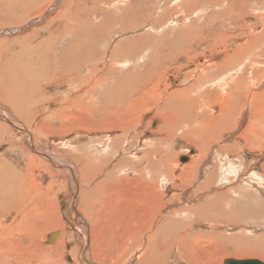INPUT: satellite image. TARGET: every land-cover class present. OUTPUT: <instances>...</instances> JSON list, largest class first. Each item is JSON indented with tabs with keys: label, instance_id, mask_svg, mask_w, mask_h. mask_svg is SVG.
I'll use <instances>...</instances> for the list:
<instances>
[{
	"label": "bare ground",
	"instance_id": "obj_1",
	"mask_svg": "<svg viewBox=\"0 0 264 264\" xmlns=\"http://www.w3.org/2000/svg\"><path fill=\"white\" fill-rule=\"evenodd\" d=\"M48 2H49V0H0V9H1L0 14L2 13L3 16H6V18H5L6 20H8V17H10V19L14 18V21L12 22V24L16 25L15 27H17L15 29L9 30V34H12V35L16 34L17 36H15L14 38H11L10 40H8V39L0 40V47L4 48L3 50L5 51L4 55L2 57H0V105L4 106V107H6V109L10 110L9 111L10 115L8 114V117H13V115L15 114L16 117H19L21 119L23 118L25 121H29L31 119V117L37 112L36 110L39 108L40 104L44 103V98L42 97L43 87H45V86L48 87V81L59 80L60 78H62L64 80L66 79V80H68L66 86H67V88L70 87L69 84L75 78L74 74L69 73L66 70L67 69L66 67L59 68V70L52 72V71H50V70H52V67L48 66L51 63L58 66L61 63H62L61 65H66L65 62L66 63L70 62V66H73L75 68V70H82L87 66H91L93 68V70H95L96 72L99 73V75H100V73H104V72L108 73V74L111 73V69H113L112 67H114V66H112L113 64L111 65L112 66L111 68L107 67L109 65L104 64V63H102V64H104V66L98 67V64H96L95 60H93L94 58L97 57L95 52L98 50L97 45H98L99 41L101 40L102 35H103V37L105 35L109 36V34H108L109 32L106 33L104 28H102V27H99L100 30H97L96 27L93 28L94 25L93 26L89 25V23H93L91 13H84L83 15H81V14H79L80 12L79 13L71 12L69 10V8H67L69 3H66L64 5L65 8H67L66 10H62V9L58 10V12L55 15L53 14V16L50 18H48V13H45L44 15L42 14V17L40 20L41 23L39 26H34V27H33V25L29 26L33 22V20H30L29 18L31 16H33L35 13H37L38 11H40ZM65 14H67V15L65 16ZM54 20H55V22L62 23L61 24L62 28L55 27V24H53ZM0 21H2V20L0 19ZM262 22L264 24V18L262 19ZM26 26H29V27H27L25 29ZM30 27H32V28H30ZM53 27H54V29H53ZM24 29H25V33L22 32L21 34H19ZM98 31H101V33H97ZM250 36H252L251 44L248 42L250 45L248 44V46H244L243 43L241 44V47L238 45L239 47L237 48V51H236L238 53V55L226 56L225 60L223 59L222 62L217 63V64H211V65H215L216 67H218L219 72H221V73L229 72L230 73L229 75H225V77H224V75L221 76V80L218 78L220 76H218L217 79H213V77H215L212 74L213 71H210L208 69L214 68V67L206 65L205 67L201 68L202 70L199 69L200 73L197 71L198 73H196V74L193 73V74H191V76L186 75L187 79H190L192 77L195 78L194 81L192 79L193 83L189 84L190 88L188 87V88H185L186 90H180V91L170 93V95L164 99L162 105L159 106L160 108L157 107L158 109H156L157 110L156 115H160L162 118H165L163 116L166 115V119L168 120L167 122H166V120H164L165 123H163V124L162 123L159 124L160 121H158V120L156 121V126L154 128V131L157 134H160V132H162V131H167V135H166L167 137L166 138H168V136H169L168 132H169V134L176 133L177 129L181 128L182 131H185V134L183 136L186 137V139L189 140L192 143V145L195 146V148L197 147L196 150H198V154L197 155L191 154L190 161L183 164V166L188 169L187 175L190 176L191 179L194 178L193 179L194 182L198 181L197 182L198 185L196 188L195 187L194 188L189 187V189H188L187 187H185L180 198L178 197V194L172 193L173 190H175L174 188L178 187V186L177 185H170L169 180H170V182H171V180H173V182H176L179 179V177H177V174L174 173L173 169L175 167L173 166L174 164H172L173 161L171 164L168 162L172 158L171 159H169V157L166 158L167 156L165 157V155L162 154L163 151H161V150H160V152H158L159 149H158L157 144H154V147L148 149V145H147L146 140L143 141L141 139H138L139 141L141 140L140 142L137 143L138 147H141L143 149L145 148L143 150V151H145L144 155H142L140 157L138 154L134 153L135 156L138 155V157L136 156L137 159L140 158L138 161L137 160L135 162L133 161V163L131 164V160H128V158H127L124 161L120 160L118 165H116L117 163L114 164L116 166H120V165H122L121 162H123V163L128 164V166H130V167H128V169H126V171L133 172V175H135V177H133L134 180H132V181L127 180V181L131 185L136 186V188L139 187L140 188L139 190L142 189V191L140 193H139V191L137 192L135 190L137 193H139V196H140V197L135 198V199H137L138 202L142 201L143 206L141 205L142 208H139V209H141V211L143 210V208L145 209L143 211L146 215H141V214L140 215L146 216L147 220L150 219L149 222L147 220L145 222H143L142 219L144 217H141L140 215H138L136 213L137 215L135 214V217L132 216L131 221H132V219H134L137 221V223H136V221H134L135 223L132 222V225L127 224L130 227L126 232H124L125 237L130 236V238H132V240H133L131 242V248H132L133 253L136 252L137 261L136 262L134 261L135 264H144V263H146V264H152V263L163 264L164 263V256L167 257V255L171 252L172 249H175V251L178 250V254L180 252V254L182 256V255H184V253H183L184 250H185V253L189 252V247H188L187 243H191L190 245H193V247L195 246L197 248H202V243L205 241L208 242V240L212 243L211 246L210 245L208 246L209 249L205 247V249L208 250L207 256L209 258H206L205 260H203L202 263H198L199 261L195 260L194 264H204V263L220 264L218 262V259H220L219 258L220 256H222V255H224V256H226V255L239 256L240 255L241 256V254H242V252H244V250L246 251L249 249L250 250L252 249V253H250L249 255H254L255 257L256 256L258 257V255H259V257L261 259L264 258V240H262V241L260 240L261 242L259 241L257 245L253 246V244L247 242V240L245 238L240 237V236L235 235V234H232V233H227L230 230V228L226 226L227 224H224L225 222H228L231 219V217L233 219L234 217L240 216L239 215L240 214V212H239L240 211L239 201H238L239 197L235 198L234 194L238 193L239 195H241L240 194L241 192H243V194H245V193L251 194L253 192V190H255V191L258 190V192H259V188H261L262 191L264 190V162L261 163L260 171H258L255 167V165L258 163L257 162L258 157H260V158H261V156L264 157V155H262L264 153V88L261 86L262 84L259 86V84L262 81V78L264 79V66H263L264 64H262V62H260V60H263V59L257 58L259 53L260 54L262 53L264 55V26L262 27V30H260L259 32H252V34ZM135 40L136 39H134V41ZM134 41H131L130 38H125L121 42H118V44H116L111 49L112 54H109V56H108V57H110V60L114 59L115 61H118L116 63L122 62L121 58H119V60L115 59V56L117 55L116 54V51H117L116 47H118L119 45H125V56H126V58H128V60L129 59L134 60L138 54L137 51H140L141 46H143V45H141L137 42H134ZM100 43H101V41H100ZM132 43L133 44L137 43V44L133 45ZM102 44H107V43L102 42ZM245 44H247V43H245ZM107 45H109V44H107ZM110 45L112 46V44H110ZM2 48H1V50H2ZM244 50H246L245 53L247 52L248 58L250 57V59L247 58L246 61H243V58L245 56L243 58H241L244 54ZM258 50H260V52ZM183 52H187V50L185 49V51H183ZM252 54H254V55L252 56ZM9 55H11L12 59L9 58ZM159 55L158 56L156 55V58H158ZM111 56H112V59H111ZM174 56L175 55H172L169 58L170 60L167 58V56H166V58L168 59V61H173L172 59L174 58ZM251 56L254 58H251ZM52 57H53V59H55L57 61L52 62V60H51ZM54 57H56L57 59ZM58 57H59V59H58ZM213 59H214V57H213ZM128 60H125V63ZM146 61L148 62V63H146L147 65H150V66L154 65V63H152V62H149L148 60H146ZM208 63H209V61H208ZM203 66H204V64H203ZM69 69L70 68H68V70ZM48 70L51 73L49 75H48V73H49ZM63 72H65V73H63ZM194 72H196V71L194 70ZM82 73L83 72H81L79 74V76H81V78H78L77 88L75 86L76 82L74 84L71 83V84H73L71 86L72 91L75 88L77 89V90H74V94H73V92H71V98H68L72 102H70V101L66 102L65 101L64 104L66 107H64V108L59 107L57 109L60 111L66 112V111H69L71 108H73L75 105H77V107H76L77 109H79V108L82 109L85 117L83 119L76 117L75 119L78 121V123H76V125H79V124L81 125L85 122V123H88L87 124L88 126L93 125V126L99 127V126H103V125L105 126V125L110 124V125H117L119 127H123L124 129H127L128 127H130V125L128 126V124L131 123V121H129L128 118L133 115V112L136 109L135 104L139 102V101L138 102L134 101V97H136L139 94H142V91H140V84L136 83V78L135 79L132 78L130 80V79H128V77H123L124 80L119 78L118 82L116 83L115 78L114 79L112 77L110 78V76H109L110 74H109L108 75V81L110 82L113 79L112 84L114 85V88L109 87L110 88V89H108L109 92H102L100 90V87L101 88L103 87V86H101L102 82L104 83V81L107 79V76L105 73L102 74L101 77L95 73H92L91 75L86 73L85 76L82 77ZM132 75H133V77L139 76L138 73H134V72L132 73ZM232 76H233V78L231 79ZM125 78H127V79H125ZM79 80H81V82H79ZM212 82L215 83V85H218L220 87V89L218 88L219 91L217 93V98H216V101L218 102L219 108L217 111L214 108L215 112H214V110L212 111V108L215 107V105H214L215 99L214 100L212 99L214 102L209 100L208 103H210V104H209L208 110H207V109H205L207 106L205 107L206 101L204 99L206 97L204 95H202V93L201 94H194V95L191 94V90L193 91L194 87H198L197 86L198 83L200 85H202L205 83L210 84ZM144 88H145V86H144ZM247 92H248V94L246 95ZM203 93L205 94V91ZM99 94H102V95L108 94V95H110L109 97H111L112 99L99 101L98 100L99 98L97 99V95H99ZM243 95L247 96L245 103L243 102L244 101ZM147 96H150V95H147ZM261 97H263V98H261ZM142 98H145V97H142ZM139 99H137V100H139ZM247 100H249V102ZM89 101L91 102V105L89 104ZM85 102H86V106H85ZM142 104H143V101H142ZM138 105H139V103H138ZM209 107L211 110H209ZM198 108H204L203 110L200 111V114H196V112H198V110L196 111V109H198ZM1 109H3V108H1ZM148 109H150V107ZM60 111H58L57 113H59ZM143 111H145V110H143ZM52 112H54V111H52ZM138 112H139V110H138ZM153 112H154V109H153ZM170 112H173L174 116L170 115ZM6 113H8V111ZM41 113L39 115H42ZM131 113H132V115H131ZM134 114H136V113H134ZM6 116L7 115H5V117ZM135 116H137V115H135ZM186 116H187V119H186ZM16 117H13V118L17 120ZM82 117H83V115H82ZM133 118H134V116H133ZM138 118H140V117H138ZM68 119H70V117L64 121L59 119V121L61 122V125L65 124L66 127H68V129H69V130L67 129L66 131H64L65 133H68V132L71 133V131L76 130V128L71 126L72 123L69 122ZM183 119L185 120V122L183 121ZM132 120H134V119H132ZM151 120L153 121L152 118H151ZM18 121H20V120H17V124H19ZM37 124L39 125V123H37ZM144 125H145V123H144ZM184 126H185V128H184ZM188 126H190V127H188ZM108 128H109V126H108ZM135 128H134V130H135ZM84 129L85 128H83V130ZM84 131H82V132H84ZM179 131H180V129H179ZM23 132H24V130H23ZM52 132L53 131H51L49 133V131H48V133H49L48 135L54 134ZM102 132H104V131L102 130ZM121 132L123 133V131H121ZM28 133H32V131L31 132L28 131ZM86 134H87V132H86ZM44 135H45V132H44ZM101 135H103V134H101ZM131 135H133V134H131ZM173 135H175V134H173ZM230 135H232V136L230 137ZM34 136H36V135L34 134ZM128 136H129V133H128ZM108 137H109V134H108ZM118 137H115L112 140L109 139V141H111V143L113 144V146H112L113 148H119L118 144L120 142H122V140L124 139V138H122L120 141H118V139H117ZM172 137H174V136H172ZM33 138L35 139V137H33ZM67 138H69V137H67ZM74 138H76V137H74ZM94 138H96V137H94ZM27 139L29 142L28 137H27ZM87 139H88V137H85L86 141H87ZM104 139H106V138H104ZM127 139H129V140H126L124 145H129V143H130L129 141H131V142L134 141V139H130V138H127ZM73 140L75 143L72 142ZM73 140L71 142L69 141L68 144L71 143V144L80 145V143H81L80 140H77V139L76 140L73 139ZM160 140H162V139H160ZM86 141H85V143L88 144L89 142L88 141L86 142ZM96 141H98V140H96ZM163 141H165V140H163ZM225 141L227 142V144H222L221 150H223L224 152L228 151V152H230V154H228L227 156H223V158H224L223 159L219 155L220 154L219 150L217 151L213 147H212L213 148L212 149L210 146L212 143H218V144L220 143L221 144ZM32 142H34V141H32ZM103 142H104V140L102 141V143ZM159 142L162 143L161 141H159ZM95 143H97V142H95ZM63 144H64V142H63ZM81 144H83V143H81ZM134 144H135V142H134ZM106 146H108V144ZM151 146H153V145H151ZM203 146H206V150L210 147V150L208 149L209 150L208 153L212 154L210 158L208 157L210 155L207 153V151L205 150V152H204L202 150ZM30 147L31 146H29V148ZM64 147H66V146H64ZM77 147H75L76 150H77ZM31 150H32V148H31ZM35 150L40 152L45 157H49V155L44 153L43 151H41V149L35 148ZM80 150H81L82 154L78 153V154H80V158H79V156L77 158H79L81 160H82V158L85 159L84 162H81V163L79 162L81 165L80 169H78L76 166H74L72 164H66L62 167V169L65 170L67 175L73 177L72 179L74 182H73V185H71V186L74 187L73 197H75V200H74V202H72L73 206H74V207L73 206L72 207L75 210L73 212V216L71 217V219L76 220V224L78 225V226L77 225L76 226L78 227V229L80 231L79 236H81L80 238H82L85 241V243H84V246H85V245H89V241H90L89 238L90 237H89V234L87 235V232L89 230V233H90V227H92L91 224L95 225L94 223H97L99 216H101V214H102L100 212H97V210H95L96 213L94 214V211H93L94 205L97 203L99 204V202L105 204L106 198L109 197L107 199L108 200L110 199V201L107 200L108 203L107 202L106 203H107V207L110 204V209H111V207H113V208L115 206L118 207L117 205H119V207H120V205L123 206L125 201H126L124 199L125 198L124 195L126 196L127 193L123 194L122 192L118 191L119 194L122 193L123 196L120 195V196L114 197V195L112 194L113 195V197H112V195L110 193H109L110 195L108 196L107 184H110V183L111 184H114V183L117 184V182H120L119 179L124 180L125 178L123 177V175L125 172L122 173L121 175H119L118 177H115V174L117 173L116 171L118 170V167H113L114 170L111 169V170L107 171V175L109 177L107 176V179L105 178L106 180H102V182H99V184H97L96 179H94L95 178L94 172L96 170L95 167L100 166L101 164L104 165L105 163H107V159H104L103 157H101V158L98 157L96 159V157L94 158L93 156H90L89 155V149H88L87 145L86 146L85 145L79 146L77 152H79ZM132 150L127 148V149H123L122 151H120V150L119 151L124 153V157H125V155H129L130 153H133V152H131ZM37 151H35V152H37ZM102 152H103V150H102ZM108 152H109V150H108ZM218 152H219V154H218ZM240 152L245 154V158L242 159V162H241V160H239L240 156H242ZM248 152L254 153V154L256 153V155L258 152V157L256 156V157H254L255 158L254 160H250L247 157ZM64 153H67V151L66 152L64 151ZM122 153H120V155ZM202 153H204V154L207 153L208 155H203ZM139 154H141V153H139ZM29 155H30V153H29ZM31 155H33V154H31ZM229 155L236 156L238 159L236 157H234V158H236L237 161H236V159L231 158L232 156L230 157ZM35 156H38V155H35ZM65 156H67V155H65ZM72 156H74V152H73ZM177 156L178 155L176 154L175 162L179 166V165H181V163H179V161H180L179 159H181V158L177 157ZM68 158L72 159L71 157H68ZM106 158H108V157H106ZM52 159H54V158H52ZM52 159H50V160L52 161ZM132 159H134V158H132ZM34 160H37V159H34ZM50 160H49V162H51ZM59 160H58V163L61 161V160L60 161ZM238 161L240 164L238 163ZM61 162L63 163V161H61ZM99 162L101 164H99ZM73 163H74V161H73ZM37 164L39 166H41L39 163H37ZM63 164H65V162ZM29 165L32 166L31 164H29ZM33 165H34V163H33ZM3 166H5V165H3ZM39 166H37V167H39ZM43 166H45V164ZM108 166H109V164H108ZM218 166H221L220 171H218ZM0 167H2V166H0ZM31 168H33V167H31ZM48 169L46 172H48ZM99 169H101V168H99ZM32 170H34V169H32ZM39 170H41V169H39ZM49 170H51V169H49ZM102 170L103 169H101V171ZM202 171H203V174H208L209 176H203L202 179H200V181H199L198 180L199 176H198L197 172L200 173ZM18 172H20V171H18ZM49 172H51V171H49ZM99 172H100V170H99ZM104 172H105V170H104ZM219 172H221L222 175L221 174L220 175L222 177L220 179L219 185L218 184L215 185V183L219 181L216 178V176L218 177ZM3 173H5V172H3ZM230 173H232L231 176L229 175ZM102 174H104V173H102ZM55 175H57V174H55ZM25 176L26 175H24V176L21 175V177H25ZM51 176H53V175H51ZM96 176H99V175H96ZM3 177L4 176H1V173H0V219L2 217L4 218L5 215H7L8 213H15V216L11 217L12 221H11L10 225H5L3 223V220L0 221V264H23V263L24 264H32L33 255L36 252L39 253L40 251H42V249L40 248V243L38 242V239L36 236H38L40 229H42L44 227H48L49 223L46 220L45 216L40 217L38 215L36 209L27 210L28 208L26 209V207L21 203L22 200L24 201V196L22 195L24 192H22L20 190H19L20 192H18L17 189H14L12 186L10 187L8 181L4 183L3 181L6 178H3ZM26 177H28V176H26ZM104 177H102V178H104ZM54 179L56 181V178H54ZM126 179H127V177H126ZM175 179H176V181H174ZM205 179H207V180H205ZM51 182H52V180H51ZM53 182H54V180H53ZM60 182H62V180H60ZM179 182H180V180H179ZM32 183H31V185H32ZM35 183H36V181H35ZM56 183H57V181H56ZM129 183H127V185ZM28 184L29 183L27 182V185ZM125 184H126V182L124 183V185ZM184 184H188V183L185 182ZM48 185H50V184H48ZM127 185H125V186H127ZM25 186H26V183H25ZM50 186L53 187V184H51ZM50 186H47V183H46L45 187H47V189H48V187H50ZM68 186H69V184H68ZM110 186L112 187L113 185H110ZM33 187H36V186L34 185ZM40 187H42V186H40ZM45 187H43V188L45 189ZM116 187L119 188V186H116ZM43 188H40L41 191ZM56 188H57V186H56ZM123 188H121V189H123ZM128 188L129 187H127V191L131 190L133 187H131V189H128ZM248 188H250V189H248ZM251 188H254V189H251ZM23 189H25V188H23ZM113 189H115V187ZM240 189H242V190H240ZM110 190H112V188ZM124 190L125 189H123L122 191H124ZM41 191H39V192H41ZM39 192H37V193L39 194ZM25 194H26V192H25ZM31 194H32V192H31ZM51 194H53V193H51ZM131 194H133V193L131 192ZM136 194H134V195H136ZM128 195H129V193H128ZM207 195H210V196L207 197ZM44 197H45V195H44ZM130 197H132V195ZM59 198H61V197H59ZM42 199H45V198H42ZM42 199L41 198L39 199V204L44 205L43 201H41ZM177 199H180V200H177ZM175 201H179L180 205L177 208H173L170 211L168 210V212H166L167 210L165 211V209L169 208L166 206L170 205V203H174ZM190 201H194V203L191 202L192 203L191 204ZM47 202H49V201H47ZM182 202H183V204H181ZM25 203H27V202H25ZM53 203H54V201H53ZM138 204H141V203H138ZM144 204H146V205L144 206ZM27 205H29V204L27 203ZM46 206H47V203H46ZM40 207H42V206H40ZM98 207L99 206L97 205V208ZM99 208H101V204H100ZM54 209H55V207H54ZM114 211L115 212L109 211L111 214L113 213L112 215H110L111 219H113L112 216H114V213H116V210H114ZM138 211H140V210H138ZM67 212H68V209H67ZM235 212H237L238 215H236L237 213L235 214ZM50 213H51V211H50ZM138 213H140V212H138ZM233 214L235 216H233ZM117 215L118 214H116V216ZM103 216H106V215H103ZM125 216H128V214ZM229 216H231L230 219H229ZM121 217H122V215H121ZM49 218L50 217H48V219ZM57 219H60V218L58 217ZM106 219H107V217H106ZM106 219H104V220H106ZM35 222H38V224L36 225ZM102 224H104V223H102ZM102 224H101V227H104V226H102ZM53 225L56 227L60 226V224L58 222H56V219H55V223ZM106 225H107V223H106ZM202 225H203V227L207 225L208 228L206 230H204V229L198 230L197 226H202ZM23 226L25 228H23ZM62 226H64V225H62ZM72 226H74V225H72ZM220 227L225 228L224 229L225 231L224 230L223 231L218 230ZM73 228H75V227H73ZM62 229H64V228H55V230L51 233L50 237L48 238L49 245H53L54 242H56V244H58V242L60 241V238H62L63 231H65ZM81 229L82 230L87 229V230L86 231L83 230V232H82ZM208 229H210V230L208 231ZM103 230H105V228ZM110 230H111V226H110ZM94 231H92V232H94ZM117 231H118V229L115 228V229H113L112 233L115 234ZM69 233H70V231H69ZM101 233H102V230H101ZM19 234H21V237ZM66 234H67V232H66ZM109 234H111V233H109ZM113 234L111 236H113ZM122 234L123 233H121V235ZM17 235H19V236H17ZM22 235H24L26 237L25 240L23 239L24 236H22ZM71 237H74V236H71ZM108 239H109V236H108ZM106 240H107V238H106ZM106 240H105V242H106ZM199 241H202V243H200ZM62 242H64V241H62ZM96 242H98V241H96ZM54 246H56V245H54ZM183 248H185V249H183ZM91 250L93 251V249H91ZM116 250L117 249H115V251ZM47 251H48V246H47ZM96 251H97V249H96ZM111 251H109V252H111ZM33 252H34V254H32ZM100 252H102L101 248H99V253ZM96 253H95V251H93L94 257H96V255H97ZM41 254H42V252H41ZM43 254H44L45 259L42 260L41 264H57L58 263L56 261H59V260L58 259L54 260L52 257L53 256L52 254H51L52 259H51V257L48 258V256H47L48 253L43 252ZM83 254H84L83 259L85 261V264H91V261H89V259H88L90 252H88V250L87 251L84 250ZM171 254H172V252H171ZM99 255H98V257H99ZM124 255H128V254H124ZM59 256H61V255H59ZM193 256H194V250H192L191 254L189 255V259H191ZM89 257L91 258V256H89ZM105 257H106V255H105ZM228 259H233V258H228ZM226 260H227V258H226ZM226 260H224V262ZM236 260H258V261H260L261 264H264V262H263L264 260L262 261L259 259H236ZM40 261H41V259H40ZM121 261H122V259H121ZM28 262H30V263H28ZM38 264H40V263H38Z\"/></svg>",
	"mask_w": 264,
	"mask_h": 264
},
{
	"label": "rangeland",
	"instance_id": "obj_2",
	"mask_svg": "<svg viewBox=\"0 0 264 264\" xmlns=\"http://www.w3.org/2000/svg\"><path fill=\"white\" fill-rule=\"evenodd\" d=\"M66 3H69L67 8H69V10L71 12H77V13L80 12L79 14H81V15H83L84 13H91L93 23H89V25L90 26L94 25L93 28L96 27L97 30H100L99 27H102V28H104L106 33L109 32L108 33L109 36L105 35L103 37V35H102L101 40H100L101 43L99 41V43L97 45L98 50L97 51L95 50L96 51L95 54L97 55V57L93 59V60H95L96 64H98V67H102V66H104V64H108L109 66H107V67H110V68L112 66H114V67H112L113 69H111V73H109L110 75L108 73L104 72L107 76V79L104 81V83L102 82L101 86H103L104 88L100 87V90L102 92H109L108 91V89H110L109 87L114 88V85L112 84L114 78L116 80V83L118 82L119 78L123 79V77H128V79H130V80L132 78H134V79L136 78V83L140 84V91H142V94H139L140 96L137 95L136 97H134V101H137V102L139 101L138 102L139 105H138V103L135 104L136 109L133 112V115L131 113L132 116L128 118V120L131 121V123L128 124V126L130 125V127H128L127 129H124L123 127H119L117 125H110V124L105 125V126L104 125L99 126V127L93 126V125L88 126L87 125L88 123H85V122L83 124H81L82 126L80 124L76 125V123H78V121L75 119L76 117H79L82 119L85 117L82 109H80V108L77 109L76 108L77 105H75L73 108H71L69 111H66V112L60 111L57 108L66 107L64 104L65 101L66 102H69V101L72 102L68 98H71V92H73V94H74V90H77L76 88H77V84H78V78H81V76H79V74L81 72H83L82 77L85 76L86 73L90 74V75L92 73H95L101 77V75L104 73H100V75H99V73L96 72L95 70H93V68L91 66H87L82 70H75V68L73 66H70V62H68V63L65 62L66 65H61L62 64L61 63L58 66L51 63L52 65L49 64L48 66L52 67V70H50L52 72L59 70V68L66 67L67 68L66 70L69 73H73L74 77L76 79L74 78L71 83L74 84L76 82V84H75L76 88L72 91L71 86L73 84H71V83L69 84L70 87L67 88L66 85H67L68 80H66V79L64 80V79L60 78L59 80L48 81V87L47 86L43 87L42 97L44 98V103L40 104L39 108L36 110L37 112L31 117V119L29 121H25L23 118L21 119L19 117H16V115L14 113H13L14 115L12 114L13 117H16L17 120H20V121H18L19 124H17V120L14 119L13 117H8V114L10 115V113H9L10 110H8V109H6V107L0 105V110H1L0 111L1 112L0 113L1 114L0 115V164L1 165L0 166H2V167H0V171H1L0 173H1V176H4L3 178H6L3 181L4 183L8 181L10 187L12 186L14 189H17L18 192H20V191L24 192L22 194L24 196V201L22 200L21 203L26 207V209L27 208H28L27 210L36 209L38 215L40 217L45 216L46 220L50 224V225L48 224V227H44V228L40 229L38 236H36L38 239V242L40 243V248L42 249V251L39 252L40 254L38 252H36L35 254H34V252L32 253V254H34L33 259H32V264H38V263L41 264L42 263V260L45 259L43 252L48 253V255H47L48 258H50L53 255L52 257L54 260L58 259L59 261H56V262H58L57 264H85V261L83 259V255H84L83 251L84 250L85 251L88 250V252H90L89 256H91V258L88 256V259H89V261H91V264H116V263L117 264H125V263L126 264H135V262L137 261V256H136V252L133 253L132 248H131V242L133 240H132V238H130V236L125 237L124 232H126L129 229L130 226H128V225H132V222L136 221L134 219H132V221H131L132 216L135 217L136 213L138 215H140V214L146 215L143 211V210H145L144 208L142 210L143 212L141 211V209H139V208H142L141 205L143 206L142 201L138 202L137 199H135V198L140 197L139 193L142 191V189L139 190L140 189L139 187L136 188V186H133L128 182V181L134 180L133 177H135V175H133V172L126 171V169H128V167H130V166H128V164L121 162L122 165H120V166H116V165H118L120 160L124 161L127 158H128V160H131V164L133 163V161L134 162L136 160L138 161L140 158L137 159L136 156L138 157V155H139V157H140V156L144 155L145 151H143V150L145 148L143 149L141 147H138L137 143L140 142L141 140H143V141L146 140L147 145H148V149L154 147V144H157L158 149H159L158 152H160V150H161V151H163L162 154H164L165 157L167 156L166 158H168V157H169V159L172 158L168 162L171 164L173 161L172 164H174L173 166L175 167L173 169L174 173L177 174V177H179V179L177 178L178 179L177 181H176V179L174 180L176 182H173V180H171V182H170V180H169L170 185H177L178 186V187L174 188L175 190H173L172 193L178 194V197L180 198L185 187H187L188 189H189V187H192V188L197 187L198 181L194 182L193 181L194 178L191 179L190 176L187 175L188 169L183 166L184 163H187L190 161L191 154H195V155L198 154V150H196L197 147L195 148V146L192 145V143L189 140H187L186 137L183 136L185 134V131H182L181 128H178L176 133L169 134V132H168V135L170 136V137L168 136V138H166L167 137L166 136L167 131H162V132H160V134H157L154 131V128L156 126V121L158 120V121H160L159 124L160 123L163 124V123H165L164 120H166V122L168 120L166 119V115L163 116L165 118H162L160 115H156V111H157L156 109H158L157 107L162 105L164 99L167 96H169L170 93L180 91V90H186L185 88H188V87L190 88L189 84H192L193 83L192 79L194 81L195 78L192 77V78H190L191 79L190 80V79L186 78V75L191 76V74H193V73L194 74H196L198 72L200 73V70H202L201 68L205 67L206 65L214 67V68L208 69L210 71H213L212 74L215 76V77H213V79H217V77L220 76L218 78L221 80V76L224 75V77H225V75L230 74L229 72H223V73L219 72V68L216 67L215 65H211V64H217V63L222 62L223 59L225 60L226 56L238 55V53L236 51H237V48L239 46L241 47L242 43L244 44V46H248L249 43L251 44L252 36H250V35L252 34V32H259L260 30H262V27L264 26V24L262 22V19L264 18V0H49V2L40 11H38L37 13H35L33 16H31L29 18L30 20H33V22L29 26H32V25H33V27L39 26L41 23L40 20H41L42 14L44 15L45 13H48V18H50L53 16V14L55 15L58 12V10H61V9L66 10L67 8H65V6H64ZM0 12H1V9H0ZM66 15L67 14H65V16ZM5 18H6V16H3V14L1 13L0 19L2 21H0V38H1L0 40H5V39L10 40L11 38H14L15 36H17L16 34H13V35L9 34L10 29L12 30V29L17 28V27H15L16 25L12 24V22L14 21V18L10 19V17H8V20H6ZM53 24H55V27L62 28V25H61L62 23H60V22H55V20H54ZM29 26H26L25 29ZM30 28H32V27H30ZM25 29L23 31H21L19 34H21L22 32L25 33ZM53 29H54V27H53ZM97 33H101V31H98ZM125 38H130L131 41H134V39H136L134 42H137V43L143 45V46H141L140 51H137L138 54L135 57V59L134 60H132V59L128 60V58H126V56H125V45H119L118 47H116V50H117L116 54L117 55L115 56V59L119 60V58H121V61L123 63L122 62L116 63L118 61H115L114 59L110 60V57H108V56H109V54H112L111 49L116 44H118V42H121ZM102 42H106L109 45L112 44V46L111 45L109 46L107 44H102ZM137 43H135V44H137ZM245 43H247V44H245ZM135 44H133V45H135ZM1 48L2 47H0V53H1L0 57H2L5 53V51L3 50L4 48H2V50H1ZM185 49L187 50V52H183V51H185ZM154 51L155 52L157 51V52L155 53ZM245 51L246 50H244V54L241 57V58H243L245 56L243 58V61H246L248 58V54H247V52L245 53ZM258 51L260 52V50H258ZM156 55L157 56L159 55V57L156 58ZM170 55L171 56L175 55L174 58L172 57L173 61H168V59L171 57ZM253 55L254 54H252V56ZM166 56L168 59L166 58ZM252 56H251V58H254ZM213 57H214V59H213ZM9 58L12 59L11 55H9ZM54 58H56V57H54ZM257 58L263 59V60H260V62H262V64H264V55L262 53L261 54L259 53ZM58 59H59V57H58ZM111 59H112V56H111ZM248 59H250V57ZM51 60H52V62L57 61V60L53 59V57L51 58ZM125 60H128V61H126V63H125ZM146 60L154 63V65H152V66L147 65L146 63H148V62ZM208 61H209V63H208ZM102 63H104V64H102ZM203 64H204V66H203ZM68 68H70V69L68 70ZM194 70L196 72H194ZM50 71H49L48 75L51 74ZM133 72L138 73L139 76L133 77V75H132ZM63 73H65V72H63ZM108 75L110 76V78L111 77L113 78L110 82L108 81ZM232 78H233V76L231 77V79ZM125 79H127V78H125ZM79 82H81V80H79ZM205 84L200 85L198 83V85H197L198 87H194L193 91L191 90V94L194 95V94H201L202 93V95H204L206 97L204 99L206 101L205 107L207 106L205 109H207V110H208V106L210 104V103H208L209 100H211L212 102L215 101L214 102L215 104L213 103L215 105V107L212 108V111L214 110V112H215V109L217 111L219 108L218 102L216 101V98H217V93H218L220 87L218 85H215V83H213V82L210 84H208V83L206 85ZM260 85L264 88V79L263 78H262V81L259 84V86ZM144 86H145V88H144ZM204 91H205V94L203 93ZM247 94H248V92L246 93V95ZM147 95H150V96H147ZM246 95H243L244 96V101H243L244 103H245V100L247 97ZM109 96L110 95H108V94L107 95L99 94V95H97V99L99 98L98 99L99 101L112 99ZM142 97H145V98H142ZM261 98H263V97H261ZM137 99H139V100H137ZM212 99L213 100L215 99V100L213 101ZM142 101H143V104H142ZM247 101L249 102V100H247ZM89 104L91 105L90 101H89ZM85 106H86V102H85ZM149 107H150V109H148ZM1 108H3V109H1ZM153 109H154V112H153ZM203 109L204 108L196 109V111L198 110V112H196V114H200V111ZM138 110H139V112H138ZM143 110H145V111H143ZM209 110H211L210 107H209ZM7 111H8V113H6ZM52 111H54V112H52ZM58 111H60V112L57 113ZM40 113L42 115H39ZM134 113H136V114H134ZM5 115H7V116L5 117ZM82 115H83V117H82ZM135 115H137V116H135ZM170 115L174 116L173 112H170ZM133 116H134V118H133ZM69 117H70V119H68V121L72 123L71 126L76 128V130H74L75 132L71 131V133H69V132L65 133L64 131H66L68 129V127H66L65 124L61 125V122L59 121V119L64 121ZM138 117H140V118H138ZM151 118L153 119V121L151 120ZM132 119H134V120H132ZM186 119H187V116H186ZM183 121L185 122L184 119H183ZM37 123H39V125ZM144 123H145V125H144ZM108 126H109V128H108ZM188 127H190V126H188ZM83 128H85L84 130L87 132V134L83 130ZM134 128H135V130H134ZM184 128H185V126H184ZM179 129H180V131H179ZM23 130H24V132H23ZM27 130L29 132L32 131L33 134L28 133ZM102 130L104 132H102ZM48 131H49V133L51 131H53L52 133H54V134L48 135L49 134ZM82 131H84V132H82ZM121 131H123V133ZM44 132H45V135H44ZM128 133H129V136H128ZM34 134L36 136H34ZM101 134H103V135H101ZM108 134H109V137H108ZM131 134H133V135H131ZM173 134H175V135H173ZM172 136H174V137H172ZM231 136L232 135H230V137ZM27 137L29 138V142H28ZM33 137H35V139ZM67 137H69V138H67ZM74 137H76V138H74ZM85 137H88V139H87V141L89 142L88 144L85 143V141H86ZM94 137H96V138H94ZM115 137H118L117 138L118 141H120L122 138H124L122 140V142H120L118 144L119 148H113L112 147L113 144L111 143V141H109V139L112 140ZM104 138H106V139H104ZM127 138L134 139V141L133 142L129 141L130 142V143L128 142L129 145H124L125 141L129 140ZM73 139L80 140L81 143H83L85 146L87 145V147L89 149V155L90 156H93L94 158L96 157V159L98 157H100V158L103 157L104 159H107V163L109 164V166L107 163L102 165L99 162V164H101L102 166L100 165V166L95 167L97 171L95 170V172H94L95 178L94 177L93 178L96 179L97 184H99V182H102V180L107 179V176H108L107 171H109L111 169L114 170L113 167H118V170L116 171L117 175L115 174V177H118L119 175H121L122 173L125 172L124 173L125 176L123 175V177L125 179L124 180L119 179L120 182H117V184L119 183L118 185L115 183L114 184H111V183L107 184L108 196L110 194L111 195L113 194L114 197L120 196V195L123 196V194L127 193L126 196L124 195V197H125L124 199L126 200L124 205L123 206L120 205V207H119V205H117L118 207L115 206L114 207L115 209L113 207H111V209H110V204H109L108 205L109 208H108L107 203H108V201H110V199L108 200L107 198H109V197L106 198L107 203L105 202V204H104V203L99 202V204L97 203L94 205V207H93L94 214L96 213L95 210H97V212H100L102 214H101V216H99L97 223H94L95 225L91 224L92 227H90V233H89V230L87 232V235L89 234V237H90L89 238V240H90L89 245H85V246H84L85 241L82 238H80L81 236H79L80 231L77 227L78 225L76 224V220L71 219V217L73 216V212L75 210L73 208L74 206L72 203L75 200V197H73L74 187L71 186V185H73V182H74L72 179L73 177L67 175L65 170L62 169V167L66 164H72V165L76 166L78 169H80V167H81L80 163L84 162V160H85L84 158H82V160L79 159L80 154H82L81 150L79 152H77L79 146H84L83 144H81L80 142H79L80 145L71 144V143L68 144V142L69 141L71 142ZM102 139L104 140V142H103L104 144L102 143V141H103ZM138 139H141V140L139 141ZM160 139H162V140H160ZM96 140H98V141H96ZM163 140H165V141H163ZM32 141H34V142H32ZM159 141H161L162 143H160ZM63 142H64V144H63ZM72 142L75 143L74 140ZM95 142H97V143H95ZM134 142H135V144H134ZM163 142L164 143L166 142V143L164 144ZM106 143L108 144V146H106L107 145ZM222 144H227V142L225 141L221 144L220 143L219 144L218 143H212L210 146L211 148L212 147L215 148V150H217V151L219 150L220 154H219V152H218V154L221 156V158H223V156H227L228 154H230V152H228V151H227L228 152L227 153V152H224L223 150H221ZM90 145L91 146L93 145L92 146L93 148ZM151 145H153V146H151ZM29 146H31V147L29 148ZM64 146H66V147H64ZM74 146L75 147L78 146L77 150ZM210 147L208 148L209 150H210ZM31 148H32V150H31ZM35 148L41 149V151L48 154L49 157H45L40 152L35 150ZM127 148L130 150L133 149L131 151L133 153H130L129 155H125V157H124V153H122L120 151H122L123 149H127ZM68 149L69 150L71 149V150L69 151ZM208 149L206 150V146H203L202 150L204 152L206 150L208 153V151H209ZM63 150L65 152L67 151V153H64ZM102 150H103V152H102ZM108 150H109V152H108ZM35 151H37V152H35ZM73 152H74V156H72ZM29 153H30V155L33 154L34 156L33 155L30 156ZM78 153H80V154H78ZM120 153H122V154L120 155ZM134 153L138 154V155L135 156ZM139 153H141V154H139ZM207 153L206 154L202 153V154L208 155L209 153L208 154ZM240 153L243 157L239 155L240 156L239 160H241V162H242V159L245 158V154L242 152H240ZM64 154L67 156H65ZM176 154L178 155L177 157L181 158V159H179L180 161L178 160L179 163H181V165H179V166L175 162ZM35 155H38V156H35ZM209 155L210 156H208V157L210 158L212 154L210 153ZM262 155H264V153ZM78 156H79V158H77ZM229 156L230 157L232 156L231 158L236 157L233 155H229ZM256 156L258 157V152H257V155H256V153L255 154L249 153V152L247 153V157L250 160H254L255 159L254 157H256ZM68 157H71L72 159H69ZM106 157H108L109 159ZM52 158H54V159H52ZM132 158H134V159H132ZM236 158H234V159H236ZM34 159H37V160H34ZM50 159H52V161ZM59 159L61 161H63V163L65 162V164H63ZM237 159H236V161H237ZM49 160L51 162H49ZM58 160L62 164L60 162L58 163ZM73 161H74V163H73ZM257 162L258 163L255 165V167L258 171H260L261 163L264 162V157H262V156H261V158L258 157ZM33 163H34V165H33ZM37 163H39L42 167L39 166ZM43 163L45 164V166H43L44 165ZM238 163H239V161H238ZM29 164H31L32 166H30ZM114 164H116V165H114ZM3 165H5V166H3ZM37 166H39V167H37ZM31 167H33V168H31ZM220 167L221 166H218V171H220ZM48 168L51 170H49ZM99 168H101L103 170L101 171V169H99ZM32 169H34V170H32ZM39 169H41V170H39ZM47 169H48V172H46ZM99 170H100V172H99ZM104 170L106 173L104 172ZM18 171H20V172H18ZM49 171H51V172H49ZM3 172H5V173H3ZM221 172H219L218 177L216 176L217 180H219V181L216 182L215 185H217V184L219 185L220 179L222 177ZM102 173H104V174H102ZM55 174H57L58 176ZM197 174L199 176L198 177L199 181H200V179H202L203 176H209L208 174H203V171L200 173L197 172ZM231 174L232 173H230L229 175L231 176ZM21 175L22 176L26 175L28 177H26V176L21 177ZM51 175H53V176L55 175L56 177L55 176L53 177ZM96 175H99L101 178L99 176H96ZM102 177H104V178H102ZM126 177H127V179H126ZM54 178H56L57 183H56ZM51 180H52V182H51ZM53 180L57 185L53 182ZM60 180H62V182H60ZM179 180H180V182H179ZM205 180H207V179H205ZM35 181H36V183H35ZM27 182L29 183L28 185H27ZM125 182H126L125 185H127V183H129V184L127 186H125L124 185ZM185 182L188 184H184ZM25 183H26V186H25ZM31 183H32V185H31ZM46 183H47V186H50L51 184H53V187L50 186L47 189V187H45ZM33 184L36 187H33L34 186ZM48 184H50V185H48ZM68 184H69V186H68ZM37 185L39 187L42 186L40 188L45 187V189L43 188L44 190L42 189V191H41V189ZM110 185H113L115 187V189H113L114 187L113 186L111 187ZM56 186H57V188H56ZM116 186H119V188ZM127 187H129L128 189H131V187H133V188L131 190H128L129 191L128 192ZM23 188H25V189H23ZM111 188H112V190H110ZM121 188H123L125 190L122 191L123 189H121ZM248 189H250V188H248ZM251 189H254V188H251ZM135 190L137 192L139 191V193H137ZM240 190H242V189H240ZM39 191H41V192H39ZM118 191L122 192L123 194L122 193L119 194ZM25 192H26V194L27 193L28 194L26 195ZM31 192H32V194H31ZM37 192H39V194ZM131 192L133 194H131ZM257 192H258V190H256V191L253 190V192L251 194H246V193L243 194V192L240 193L241 195H239L238 193L234 194L235 198L239 197L238 201H239V209H240L239 215L240 216L234 217L233 219L231 216H229V219H230V217H231V219L228 222L224 223V224H227L226 226L230 228V230L227 233H232V234L238 235L240 237H243L247 240V242L253 244V246L257 245L260 240L261 241L264 240V238H263L264 237V190L262 191V189L259 188V192L258 193ZM51 193H53V194H51ZM128 193H129V195H128ZM134 194H136V195H134ZM44 195H45V197H44ZM113 195H112V197H113ZM131 195H132V197H130ZM208 196H210V195H207V197ZM59 197H61V198H59ZM40 198L41 199L45 198V199L41 200V201H43V204L45 206L42 204H39ZM177 200H180V199H177ZM47 201H49V202H47ZM53 201H54V203H53ZM25 202H27L29 205H27V203H25ZM45 202L47 203L48 207L46 206ZM175 202L170 203V205L166 206L169 208L168 209L166 208L165 211L167 210L166 212H168V210L170 211L171 209L177 208L180 205L179 201H175ZM191 202L194 203V201H190V203ZM138 203H141V204H138ZM100 204H101V208H99ZM181 204H183V202ZM97 205L99 206L98 208H97ZM145 205L146 204H144V206ZM40 206H42V207H40ZM54 207H55V209H54ZM105 208L106 209L108 208V209L106 210ZM67 209H68V212H67ZM137 209L140 211H138ZM114 210H116V213H114V216H112V218L114 219L113 220V219H111V216H110L113 213L111 214L110 212H115ZM50 211H51V213H50ZM138 212H140V213H138ZM119 213L122 215V217ZM236 213L237 212H235V214ZM116 214H118L117 215L118 217L116 216ZM124 214L125 215L128 214V216H125ZM103 215H106V216H103ZM236 215H238V213ZM13 216H15V213H8L7 215H5L4 218L2 217L0 219V221L3 220V223L5 225H10L11 221H12L11 217H13ZM57 216L60 219H57L58 218ZM233 216H235V215L233 214ZM48 217H50V218L48 219ZM106 217H107V219H106ZM141 217H144L142 219L143 222H145L147 220L146 216H141ZM55 219H56V222H58L60 224V226L56 227L53 225L55 223ZM104 219H106V220H104ZM58 220L59 221L61 220V221L59 222ZM149 220L150 219H148L147 221L149 222ZM38 222H35L36 225L38 224ZM101 222L104 224H102ZM106 223H107V225H106ZM136 223H137V221H136ZM101 224L104 227H101ZM62 225H64V226H62ZM72 225H74V226H72ZM110 226H111V230H110ZM54 227L55 228H64L62 230H65V231H63L62 238H60V241L58 242V244H56V242H54L53 245H49L48 238L50 237L51 233L55 230ZM73 227H75V228H73ZM197 227H198L197 228L198 230L199 229L206 230L208 228L207 225L204 227H203V225L197 226ZM23 228H25V227L23 226ZM104 228H105V230H103ZM115 228H117L118 231L115 234H113L112 231ZM224 229L225 228L220 227L218 230L223 231ZM68 230L70 231V233ZM83 230H85V229H83ZM83 230H82V232H83ZM101 230H102V233H101ZM209 230L210 229H208V231ZM92 231H94V232H92ZM66 232H67V234H66ZM120 232L123 234L121 235ZM109 233H111V234H109ZM112 234H113V236H111ZM19 235L21 237V234H19ZM19 235H17V236H19ZM107 235L109 236V239H108ZM22 236H24V235H22ZM71 236H74V237H71ZM106 238H107V240H106ZM23 239L25 240L26 237L24 236ZM105 240H106V242H105ZM62 241H64V242H62ZM96 241H98L99 243ZM199 242L202 243V241H199ZM190 244L191 243H187V245L189 247V252L185 253V250H184L183 251L184 255H182V256H181L180 252L178 254V250L175 251V249H172L171 250L172 254L170 252L167 255V257L164 256V263L163 264H194L195 260H198L199 261L198 263H202L203 260H205L206 258H209L207 256L208 250L205 249V247L208 248L209 245L210 246L212 245V243L209 240H208V242L205 241L202 243V248H197L195 246L193 247V245H190ZM54 245H56V246H54ZM47 246H48V251H47ZM99 248L102 249V252H100V253H99ZM91 249H93V251H95V253L97 252L96 257H94L93 251ZM96 249H97V251H96ZM115 249H117V250L115 251ZM183 249H185V248H183ZM192 250H194V256L191 259H189V255L191 254ZM109 251H111V252H109ZM41 252H42V254H41ZM250 253H252V249L251 250L249 249L246 251L244 250V252H242L241 256L240 255L239 256H236V255L235 256L234 255L233 256L232 255L224 256V255H222L219 257L220 259H218V262L220 264H224L225 263L224 260H226V258L227 259L228 258H233V259H259L262 261L264 260V258L261 259L259 257V255H258V257H259L258 258L257 256L255 257L254 255H249ZM124 254H128V255H124ZM59 255H61V256H59ZM98 255H99V257H98ZM105 255H106V257H105ZM52 257H51V259H52ZM40 259H41V261H40ZM121 259H122V261H121ZM28 263H30V262H28ZM144 264H146V263H144ZM152 264H158V263H152ZM204 264H212V263H204ZM213 264H215V263H213Z\"/></svg>",
	"mask_w": 264,
	"mask_h": 264
},
{
	"label": "water",
	"instance_id": "obj_3",
	"mask_svg": "<svg viewBox=\"0 0 264 264\" xmlns=\"http://www.w3.org/2000/svg\"><path fill=\"white\" fill-rule=\"evenodd\" d=\"M226 264H261L258 260H236V259H227Z\"/></svg>",
	"mask_w": 264,
	"mask_h": 264
}]
</instances>
